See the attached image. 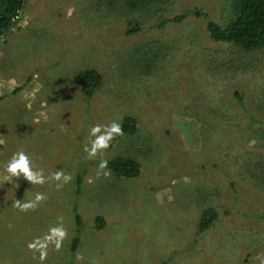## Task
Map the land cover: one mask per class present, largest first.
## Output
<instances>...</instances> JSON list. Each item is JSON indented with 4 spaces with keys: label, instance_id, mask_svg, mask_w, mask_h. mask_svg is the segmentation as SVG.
I'll list each match as a JSON object with an SVG mask.
<instances>
[{
    "label": "rangeland",
    "instance_id": "obj_1",
    "mask_svg": "<svg viewBox=\"0 0 264 264\" xmlns=\"http://www.w3.org/2000/svg\"><path fill=\"white\" fill-rule=\"evenodd\" d=\"M158 1L24 0L0 46V77L15 86L0 94V264L264 262V181L252 178L264 180V48L209 39L204 17L226 26L231 0ZM86 70L101 77L90 96L74 80ZM125 117L135 135L89 158L91 127ZM21 150L43 185L2 179ZM117 158L138 176L99 169ZM37 193L34 208L13 206ZM207 209L215 221L198 232ZM61 225L60 249L50 243L41 261L28 244Z\"/></svg>",
    "mask_w": 264,
    "mask_h": 264
},
{
    "label": "trees",
    "instance_id": "obj_2",
    "mask_svg": "<svg viewBox=\"0 0 264 264\" xmlns=\"http://www.w3.org/2000/svg\"><path fill=\"white\" fill-rule=\"evenodd\" d=\"M106 1V0H105ZM109 1V0H108ZM126 1L127 5L137 6L138 8H144L148 5L158 4L161 1L158 0H120ZM111 3V1L109 2ZM136 7V8H137ZM133 8V7H132ZM232 17L229 18V23L222 27L217 23L209 20L207 16L196 13L198 17L206 18L205 28L209 39L216 43H224L231 45L232 47L244 51L252 52L258 51L264 48V0H231ZM24 0H0V36L4 35L13 26V19L23 11ZM181 17H177L176 20H180ZM169 19H161L160 22H156L154 27L160 28ZM140 28L137 24H133L128 31L133 34L139 31ZM75 82L79 86L80 90L90 96L94 90H96L101 84V77L97 71L86 70L76 74L74 77ZM2 98V97H1ZM123 135L118 138H123L126 135L134 136L137 127L136 122L132 117H125L122 123ZM107 169L118 177L134 178L138 176L139 165L130 158H117L108 161ZM254 173V171H253ZM261 175L253 174L252 178L258 179L260 182L264 181L259 178ZM21 188L19 193L22 192ZM216 214L214 210L207 209L202 214L198 232H204L211 227L215 221ZM77 224L80 226L78 219ZM102 218H97L95 228L101 229L103 227ZM99 222V223H98ZM79 237H74L71 244V251L75 252L79 246Z\"/></svg>",
    "mask_w": 264,
    "mask_h": 264
},
{
    "label": "clouds",
    "instance_id": "obj_3",
    "mask_svg": "<svg viewBox=\"0 0 264 264\" xmlns=\"http://www.w3.org/2000/svg\"><path fill=\"white\" fill-rule=\"evenodd\" d=\"M22 13V12H21ZM90 137L94 139L91 140L90 146H85L84 151L87 153L89 158L97 156L98 153L103 155L104 150H107L110 146V142L118 136L123 135L122 127L120 123L115 121L108 125L101 126L97 124L91 127L89 132ZM108 166L107 160H101L98 167L101 170L106 169ZM5 175L2 179L6 182L11 183L12 179L23 177L28 182L33 185H43L46 182V178L42 172H37L33 170V165L30 157L24 151H17L12 154L11 158L7 161L3 169ZM105 176H108V172H104ZM55 181H62L67 183L71 180V177L65 175L62 171H57L51 174L50 177ZM18 187V185H14ZM61 185L58 183L57 187ZM44 199L42 194L37 193L35 196V201H29L21 203L19 200L14 202V207L19 208L21 211H25L30 208H34L36 203ZM66 237V230L63 226H57L49 228L48 234L43 236V238H36L31 243L28 244L29 250L39 252V258L43 261L47 256V248L50 243L55 245L57 250L60 249L62 241ZM264 264V262H262Z\"/></svg>",
    "mask_w": 264,
    "mask_h": 264
},
{
    "label": "crops",
    "instance_id": "obj_4",
    "mask_svg": "<svg viewBox=\"0 0 264 264\" xmlns=\"http://www.w3.org/2000/svg\"><path fill=\"white\" fill-rule=\"evenodd\" d=\"M13 28V27H11ZM10 28V29H11ZM8 31H11V30ZM9 34V32H6L4 35H2V37H0V43L2 46V44H4L5 40H6V36ZM13 76H2V78L0 77V94H2L5 91H9V89H13L15 86H11L9 85L10 83L8 82V80H12ZM1 141V140H0Z\"/></svg>",
    "mask_w": 264,
    "mask_h": 264
},
{
    "label": "built area",
    "instance_id": "obj_5",
    "mask_svg": "<svg viewBox=\"0 0 264 264\" xmlns=\"http://www.w3.org/2000/svg\"><path fill=\"white\" fill-rule=\"evenodd\" d=\"M20 14H21V13H19V14L13 19V22H14V23L16 22V20L19 19ZM0 37H1V36H0ZM0 140H1V134H0Z\"/></svg>",
    "mask_w": 264,
    "mask_h": 264
}]
</instances>
